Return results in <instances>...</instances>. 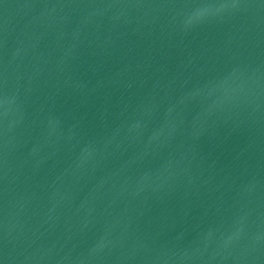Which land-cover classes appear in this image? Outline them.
I'll list each match as a JSON object with an SVG mask.
<instances>
[{
  "label": "water",
  "instance_id": "1",
  "mask_svg": "<svg viewBox=\"0 0 264 264\" xmlns=\"http://www.w3.org/2000/svg\"><path fill=\"white\" fill-rule=\"evenodd\" d=\"M0 264H264V0H0Z\"/></svg>",
  "mask_w": 264,
  "mask_h": 264
}]
</instances>
